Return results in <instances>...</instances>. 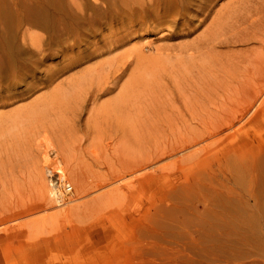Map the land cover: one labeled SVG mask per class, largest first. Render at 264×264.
Wrapping results in <instances>:
<instances>
[{
	"label": "rangeland",
	"instance_id": "rangeland-1",
	"mask_svg": "<svg viewBox=\"0 0 264 264\" xmlns=\"http://www.w3.org/2000/svg\"><path fill=\"white\" fill-rule=\"evenodd\" d=\"M190 1L197 6L203 2ZM234 1L208 0L185 13L178 6L163 12L167 0H154L145 9L142 0L139 7L133 0H0V118L32 111L61 91L67 96L76 80L104 62L114 60L121 70L127 68L121 85L137 53L150 56L158 50L174 56L187 46V52H199L195 64L220 59L234 70L236 61L258 50L257 44H216L213 54L203 55L218 13ZM232 22L223 23L229 30ZM248 30L243 37L253 31ZM119 91L97 97L88 92L70 101L44 133L34 121L36 128L29 127L18 139L0 137V170L5 169V174L0 171V191L5 190L0 198V264H264V98L252 107L251 93L237 94L226 107L213 108L210 125L203 124L202 116L192 125L195 137L200 136L184 152L189 154L168 159L158 152L176 143L152 138L168 128L162 115L151 118L148 108L142 111L144 129L137 127L139 122L132 129L118 124L113 113L91 117ZM74 102L80 105L71 108ZM169 116L177 117L180 127L188 119L185 111ZM90 119L94 127L99 121L96 142ZM205 127L213 134L219 131L209 137ZM36 162L47 171L41 173ZM55 175L60 176L57 188L66 180L73 192L64 202L43 205L50 195L55 198L47 180ZM14 198L19 199L16 205ZM17 212L24 214L11 217Z\"/></svg>",
	"mask_w": 264,
	"mask_h": 264
},
{
	"label": "bare ground",
	"instance_id": "bare-ground-1",
	"mask_svg": "<svg viewBox=\"0 0 264 264\" xmlns=\"http://www.w3.org/2000/svg\"><path fill=\"white\" fill-rule=\"evenodd\" d=\"M133 1H135V4H137L138 7L140 6V5H138V4H141L140 0H133ZM153 1L154 0H142V2H145V4L148 5V6H146V5L142 4V6H143L142 9L144 7H149ZM167 1H168L167 2L168 5H166L164 10H162L163 12L164 11L169 12L171 8H173L174 6H178L181 10H183L185 13H187L188 7H191V10L193 9V7L202 8V6H204L208 0H203V2H200V4H202V5H199V6L192 3L190 0H167ZM230 3H231V1H230ZM225 8H223V9H225ZM228 8H230V9H228L227 11H224L223 9H221L224 11L223 14L218 13V17L215 20L217 25L216 26L214 25L216 28L214 27L215 30L212 29L213 34L211 33L212 35L209 37V39H208V36L205 35L208 39V41L205 43V47L206 48L209 47L208 50H210L212 47L211 50H213V48L215 47L216 44H220V45L226 44V46H228L229 44H233V43H240L241 44L243 42H253V43L257 44L259 48H258V50H255V52L252 54V56H249L248 58L236 61V63H235V65H237L235 67L236 69L229 70V69L225 68V66L222 65L223 62L222 63L220 62V59H216L217 61L214 60L210 64L209 61L211 59L205 57V55L206 54L211 55L213 53H210L211 50L208 51L207 49H206L207 51H205V52L202 51V52H204L203 55L205 54L204 57L209 59V60L207 61V59H205V60L200 59L202 61V63L198 64L197 63L198 60H197L196 61L197 64H195V61H194L195 56L194 55L197 53V51L195 54H192L191 52H187L189 49L185 45H183L185 47H182V46L180 47V50L182 51V53H184V55H182V53H180L178 55L174 54V56H172V55L169 56V54L163 55L162 53H158V50H154V52H153L154 54L151 53L152 55L150 54V56L149 55L148 56H142V55H139L137 53V52H139V49L133 48L134 53L135 52L137 53V55L135 56V63L129 62L130 63L129 66H132V63H133V67L130 70V73L128 74L125 81L124 82L122 81L121 85H119L120 80L123 77L125 70H127V68L121 70L119 67L115 66V64L113 62L114 60L112 61L113 63L111 61H109V62H104V63L98 64L97 66L88 69L84 73V76L80 77L78 80H76L72 84L71 91L69 92V94L67 96L64 95L63 91H61V92L57 93V95H55L54 98H49L48 100L40 101L38 103V106L35 109H33L32 111H29V112L23 113V114H15L13 116L12 115L11 116L6 115L5 117H1L0 118V137H2V138L5 137V138H9V139L14 138V140H15L17 137H19L18 135L21 132H24L25 130H29L30 129L29 127H31V128L37 127L38 129L43 130L42 133H44V132H46V130H44L45 125L52 122V118H54L55 120L60 118L63 114V113L61 114V112L63 111L62 109L64 108V105L67 106V104L70 103V101H73L74 99H82L83 97L85 98L86 94H88V92H90L91 95H94L95 97H97L98 95L104 96L105 94H110L113 91H115L117 88H120V91H119V93H118V95L114 101L104 102L101 105H99L97 108H95V110L93 109L94 113L91 112L92 113L91 117L93 119L96 116H98L97 114H101L102 116H104V114H102V113H107V112H108V114L113 113L116 117L115 119H117L116 121L118 124L120 123L123 125H128V128L132 129L135 127V126L133 127L134 124L139 122L138 124L140 125V123L144 124V122L147 121V120H145L147 118L144 117L145 115L142 114V113H144L142 111H144V110L147 111V108H148L149 112H147V113L148 114L150 113L151 118L155 117V115H157V114H160V115H162V118L164 120L168 121L167 122L168 128L162 129V130H157L155 128L157 131L152 135V138L155 141L161 139V142H163L164 139H166V140L171 139L174 141V143H176L174 145L176 147L171 146L172 147L171 150L169 149L170 147H168L167 148V149H169L168 151L162 150L158 153L161 156H165V158H168V159H170V158L173 159L175 157H179V156L181 157L183 155L189 154V153L184 154V152L187 151L186 149H191L192 147H194L198 143L196 138H198L200 135L197 133L199 136L195 137L196 132L192 130V127L199 121V118L201 116H202V118L204 117V119L206 118V121H205L206 123H203V122L202 123L203 124L208 123L210 125L212 123L211 116H210L212 113L210 114L209 112L211 110H213V108H215V110H216V108L226 107V105H228L230 102H232L235 99L234 97H237L236 96L237 94L246 95L248 93H251L253 95L252 102H251V100L249 102H251L250 105L252 107H253L252 104H254L256 101H258V106H260L259 102L261 104L262 102L260 100L262 98H264V0H235L234 3H232V5ZM221 10L219 12H221ZM207 11L205 12V14L207 13ZM177 12H178V10H177ZM116 15H117V13H116ZM230 18H231V21H233L232 22L233 26L228 30L230 25L228 28H226L227 26H225V25H227V24H225L223 22L228 21ZM223 24L225 27L223 26ZM223 27L226 30H224ZM248 29L253 30L252 33L243 37L242 36L243 32L247 31ZM225 31H227V32H225ZM197 42H198V40H197ZM200 42H202V41H200ZM244 44H243V46H244ZM219 48H220V46H219ZM178 50H179V48L177 49V51ZM183 50H185V52H183ZM200 50H202V48ZM207 52H209V53H207ZM212 52H214V51H212ZM215 53L217 54V52H215ZM215 53H214V55H215ZM248 54H250V53L248 52ZM169 57H172V58L174 57V60L172 61V58L170 59ZM220 58L222 59V57H220ZM226 58H227V56H226ZM226 58H224V60ZM226 64L228 66L230 65L228 63H226ZM121 66H124L123 63L121 64ZM228 68H230V66ZM220 74H222V76L219 77ZM161 89L163 90V93H161ZM98 98H100V97H98ZM249 99L250 98H248V100ZM236 100L238 101L237 98H236ZM236 100L234 103H238V102H236ZM79 103H81V100L79 101ZM79 103L74 102V104L71 105V108L80 105ZM163 105H164V109L162 108ZM244 105H247V104H244ZM255 106H257V104ZM67 107H69V106H67ZM75 109H77V108H75ZM253 110H254V108L252 109V111ZM182 111H185L188 114V119L183 121V122L181 121L185 125L182 126L180 123V125L182 126V127H180L179 123L176 119L177 117L176 118L173 117L172 119H169L171 117L169 115L172 112L182 113ZM168 112H170V114L168 115L169 117L167 116ZM158 116H156V117H158ZM141 117H143L144 119ZM181 117H182V114H181ZM158 118H161V117H158ZM202 118H201V121L203 120ZM119 119H120V121H119ZM157 120H155V121H157ZM182 120H183V118H182ZM34 121H36V125H35L36 127L32 126ZM93 121L94 120L90 119L88 126H90V129L93 130L94 134L92 133V136H93L92 138H94V140H95L97 138L95 135V133L97 132V131H95V128L99 127V125H98L99 121H96V124H97L96 127H94ZM101 121H103V120H101ZM155 121H153V122L155 123ZM108 122H110V121H108ZM111 122H112V120H111ZM217 122L219 123V121H217ZM145 123H147V122H145ZM106 124L104 126H106ZM139 125L137 127H142V129H144L145 125H142V126L141 125L139 126ZM150 126H149V128H150ZM212 126H213V124H212ZM215 126H213V127H215ZM47 127L49 129H51L50 126H47ZM107 127H108V125H107ZM121 127H123V126H121ZM213 127H211L210 130L214 129ZM182 128H185L187 130V132H186V130H184ZM125 129L127 130V128H125ZM136 130H137V128H136ZM138 130H140V129H138ZM145 130H147V128ZM150 130H151V128H150ZM204 130H205L204 132L208 133L206 135H208L209 137L216 135L217 132L219 131L217 129L216 132L213 134V132H212L213 130L211 132H209L208 127H205ZM88 131H90V130H88ZM129 131H131L133 133L132 130H129ZM134 131H135V129H134ZM140 131H141V133L143 132V130H140ZM26 132L28 133L29 131H26ZM54 132H57V131H54ZM131 132H129V133H131ZM139 132L138 133L135 132V134L137 133L139 135ZM147 132L148 131H145L144 133L146 134ZM198 132H199V130H198ZM122 133L124 134L125 131L122 130ZM144 133H142V134H144ZM59 134H61V133H59ZM115 135H117V134H115ZM146 135L148 136L149 134H146ZM158 135H160V136H158ZM21 136H22V134H21ZM125 136H127V135H125ZM134 136H136V135H134ZM55 137H57V136H55ZM105 137H106V135H105ZM38 138H40V137H38ZM217 138H219V137H217ZM203 139L204 138H202V140ZM214 139L215 138H213V140ZM99 140H101V139H99ZM171 140H170V142H171ZM66 141H69V140H66ZM214 141H216V140H214ZM95 142H96V140H95ZM117 142H119V141L117 140ZM122 143H123V140H122ZM47 145L48 144H46V147H47ZM103 146H104V144H103ZM164 146H166V145H164ZM44 147H45V145H44ZM48 147H49V145H48ZM123 147H124L123 149H125V146H123ZM23 148H24V146H23ZM154 149H155V147H154ZM23 151H19V152L23 154ZM35 151H37V150H35ZM128 151H130V150L128 149ZM157 151H158V149H157ZM45 152H47V151H45ZM64 152H66V151H64ZM121 153H123V152H121ZM136 153H138V151ZM60 154H61V152H60ZM18 156L20 157L19 154H18ZM122 156L125 157L124 155H122ZM14 157H15V155H14ZM144 157H146V156L144 155ZM27 158H28V155H27ZM123 160H125V159H123ZM36 163H37V167H39V169H40L39 171H41V173L45 170L47 171V169H48L47 167L41 168V165H39L38 162H36ZM17 165H19V162ZM48 165H49V163H48ZM23 166H22V168H23ZM2 168L3 167H1V169ZM149 169H150V167H149ZM10 170H8V172H10ZM0 171L2 173L5 172V171L3 172L2 170H0ZM53 171H54V169L52 170V172ZM91 173H93V172L91 171ZM93 174H95V172ZM99 174H101V173H99ZM41 175L43 176V174H41ZM28 176L30 177V175H28ZM96 176H98V175L96 174ZM50 177H54V176H50ZM97 179H98V177H97ZM44 182H46V181H44ZM41 185H42V182H41ZM18 186L19 185H17V187ZM20 187L21 186H19L18 189ZM39 188H41V187H39ZM12 190H11V192H12ZM1 191H2V193H0V198L3 195H5L3 192V191H5L3 189V187L1 189ZM13 191H15V190H13ZM16 195H17V193H16ZM7 196H9V198H10V195H7ZM30 196L32 198V195H30ZM18 197H19V194H18ZM40 198L42 199L43 197H40ZM1 199H3V198H1ZM4 199H5V197H4ZM13 200H14L13 204L15 203V205L19 202V199H17V198H14ZM1 202H3V201H1ZM41 202L43 203V205L48 206V205H50V203H51V205H56V204L61 203L62 201H59V203H58L55 200V198L52 199V196L50 195L49 198H47V199L45 198ZM1 206L2 205L0 204V208H1ZM10 209H11V207H10ZM13 209H14V207H13ZM6 210H8V208H6ZM2 211L3 210H1L0 212H2ZM3 214H5V213L3 212ZM23 214L24 213L17 212L16 214L12 215L11 217L22 216ZM4 220H7V219H4ZM4 220L2 219V221H4Z\"/></svg>",
	"mask_w": 264,
	"mask_h": 264
},
{
	"label": "built area",
	"instance_id": "built-area-1",
	"mask_svg": "<svg viewBox=\"0 0 264 264\" xmlns=\"http://www.w3.org/2000/svg\"><path fill=\"white\" fill-rule=\"evenodd\" d=\"M58 178L59 175H55L53 178H48L47 180H49L48 186L51 189V193L54 195L53 197H55V200L59 203V201L64 202L66 198L71 196L73 188L66 180L62 181L61 186L57 188Z\"/></svg>",
	"mask_w": 264,
	"mask_h": 264
}]
</instances>
